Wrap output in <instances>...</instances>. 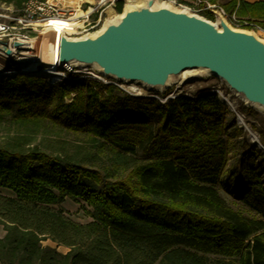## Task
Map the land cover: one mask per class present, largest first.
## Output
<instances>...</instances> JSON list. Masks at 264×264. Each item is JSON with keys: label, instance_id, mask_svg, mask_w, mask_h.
Wrapping results in <instances>:
<instances>
[{"label": "trees", "instance_id": "1", "mask_svg": "<svg viewBox=\"0 0 264 264\" xmlns=\"http://www.w3.org/2000/svg\"><path fill=\"white\" fill-rule=\"evenodd\" d=\"M199 1L264 30V1ZM241 113L264 127V115ZM0 134V189L14 195L0 193V264H264V154L215 92L161 102L18 74L0 81ZM235 184L258 218L222 199L219 187ZM67 198L92 222L71 220Z\"/></svg>", "mask_w": 264, "mask_h": 264}, {"label": "water", "instance_id": "2", "mask_svg": "<svg viewBox=\"0 0 264 264\" xmlns=\"http://www.w3.org/2000/svg\"><path fill=\"white\" fill-rule=\"evenodd\" d=\"M157 2L146 0L131 10L125 5L115 18L82 36L63 34L59 64L72 70L94 68L108 81L145 92L166 90L183 72L194 70L197 75L186 81L210 74L250 109L264 111V42L251 30L233 27L219 9L209 10L213 23ZM237 122L243 124L239 115ZM258 149L264 152L261 144Z\"/></svg>", "mask_w": 264, "mask_h": 264}, {"label": "built area", "instance_id": "3", "mask_svg": "<svg viewBox=\"0 0 264 264\" xmlns=\"http://www.w3.org/2000/svg\"><path fill=\"white\" fill-rule=\"evenodd\" d=\"M106 1H110L111 5L118 1L123 3V0H99V4L105 5ZM198 2L200 3L199 0ZM82 3V0H24L17 5L16 0L10 2L0 0V60L16 66L14 69H8L3 64L7 73L3 77L9 79L18 74L38 76L45 78V81L53 86L63 81L76 80L71 76L86 71L72 70L67 66H61L59 62L49 68L40 63L41 48L48 34V27L53 21L61 20L71 24L70 30L64 29V35L68 37L81 36L100 28L102 14L98 15L97 10L91 12V9L82 11ZM206 8V10L219 9L209 4ZM219 10L225 16L224 12ZM77 12L80 14L78 15ZM80 19L82 20L81 25L78 24ZM238 22L242 26L249 25L245 21L239 20ZM6 51L10 54L6 55ZM52 71L58 75L51 76ZM95 77L106 85H115L100 76Z\"/></svg>", "mask_w": 264, "mask_h": 264}, {"label": "rangeland", "instance_id": "4", "mask_svg": "<svg viewBox=\"0 0 264 264\" xmlns=\"http://www.w3.org/2000/svg\"><path fill=\"white\" fill-rule=\"evenodd\" d=\"M82 1H83V3L81 4V10L82 11H85L87 9L88 10L91 9V12H95L97 10L98 15L100 13L102 14L101 25L103 24V22L105 20H112L119 13L116 9L117 2H115L113 5H111L110 1H106L105 5H103V4H99V1H97V0H82ZM130 1H134V0H123L122 10H123L124 6L127 5ZM229 1L230 0H222L223 3H227ZM157 3L160 5L161 4H169V5H171V7L175 8V9L186 10L192 14H196L200 17L206 18L204 15V11L207 8L200 6L199 2H196V1L195 2L190 1V4H188V5L187 4L178 5L175 0H158ZM215 7L221 9L224 12L228 22L232 26H234L237 29H244L242 27V24H240V22H238L241 19H238V17H236L235 14H232L230 16L225 11V9L218 7V6H215ZM77 14L79 15L80 12H77ZM212 22L215 23L214 19ZM81 23H82V20L80 19L78 24L81 25ZM252 29L253 30H251L250 32L255 34V36L258 39H260L261 41L264 42V30L261 29L257 25H253ZM73 37H79V36H73ZM0 64L1 65L4 64L5 67L8 69H14L16 67L12 63H6L5 61H1V60H0ZM91 73L95 76H99L96 69L91 68V69H88L86 71H83V73H79V74L75 75L76 80L80 81V80H84V79H93V80H97V81L101 82L102 84H105L102 80H99L95 76L91 75ZM43 79L46 80L45 78H43ZM6 80H8V77H0L1 82H4ZM111 82L115 83V86L118 89H120L122 92H124L125 94H127L129 96L135 95V93L129 87L130 85L127 86L124 84L116 83L114 81H111ZM133 87L143 90V88L137 87L135 85H133ZM203 91L215 92L217 94L219 100H220V98H219L218 92H222L223 94L228 96L235 103V109L233 112L228 106L223 104V102L220 100L222 102V104L231 113L235 114V122H236L238 127L243 129V132L246 134V140L250 144V146L252 148H258L256 146H254V144L251 142V140L249 138L248 129H250V132L252 134H254L255 138H257L259 140V134L257 132H255L251 128L250 125H252V126H254L260 130H264V127L262 126V123H261L262 122L261 117L250 118L249 119L250 124H247L246 120H245V118L241 112L243 110H247L248 108H251V106H249L241 97L237 96L235 93H233L231 90H229L228 87L222 81L211 76L210 74L202 73L201 77H199L198 79L192 80V81H184L180 84H178L177 82H173V83H171L170 87L166 90H158V91H151V92L143 91V94L141 95V97H150V98H154L158 101H165V100H170L171 98H175V97H178L181 95L194 96V95H196L200 92H203ZM137 97H139V96H137ZM253 109L258 113L259 116L264 115V111L262 109H260V108H253ZM237 115L241 116V118L243 120V124L245 125V127H242L241 125L238 124ZM1 136L2 135L0 134V141L2 138ZM239 140H240V138L237 139V141H239ZM260 151L263 152L262 150H260ZM263 154H264V152H263ZM263 173H264V171H263ZM238 189H239L238 184H235L234 187L230 191H228L222 185L219 187V193L229 208L236 210V211H239L243 215L248 216L250 218H258L259 213H258L257 207L250 204V203L244 202L242 199H240L238 196H242V194L239 195V193H241V192H239ZM0 193L5 195V196H14L13 193L7 189H0ZM60 206H61V208L64 209V211L66 212V215L71 220H73L77 223H80V224H87L89 222H92L91 216L89 215V213H87L88 211L90 212L92 209L89 208L86 203L74 201L72 199L67 198V199H65V201ZM54 207L57 208L59 206H54ZM2 231H3V229L0 226V234L3 233ZM43 245L55 249L60 254H66L68 252V248L62 247V246H57L56 244L52 243L51 241H45V242H43Z\"/></svg>", "mask_w": 264, "mask_h": 264}, {"label": "bare ground", "instance_id": "5", "mask_svg": "<svg viewBox=\"0 0 264 264\" xmlns=\"http://www.w3.org/2000/svg\"><path fill=\"white\" fill-rule=\"evenodd\" d=\"M146 0H134L130 1L126 6L125 10H131L134 8H139L144 6ZM117 20V18H116ZM51 26L48 27V34L46 35L45 41L41 48V56H40V63L45 64L47 68L53 67L54 64H57L59 62V49H60V40L62 35L64 34V29L70 30L72 27L71 24H68L67 22L61 21V20H55L51 24ZM56 66V65H55ZM198 71H185L183 72L176 81L178 84L184 82L187 80L189 76H195L197 75ZM6 70L3 65L0 64V77H3L6 75ZM51 76L58 75L55 71H52ZM132 91L135 93L136 96H141L143 94V90L133 87V85L129 86ZM220 100L228 106L230 109H235V103L225 94L222 92H218ZM242 127H245L244 124H240ZM249 138L251 142L254 144V146L258 147L260 146V142L257 138H255L250 132H249ZM2 236V234H0Z\"/></svg>", "mask_w": 264, "mask_h": 264}, {"label": "crops", "instance_id": "6", "mask_svg": "<svg viewBox=\"0 0 264 264\" xmlns=\"http://www.w3.org/2000/svg\"><path fill=\"white\" fill-rule=\"evenodd\" d=\"M243 1L248 2V3H254V2L264 1V0H243ZM221 3H223V2L221 1ZM2 232L3 233H2V236H0V238H2L5 234L4 231H2Z\"/></svg>", "mask_w": 264, "mask_h": 264}]
</instances>
